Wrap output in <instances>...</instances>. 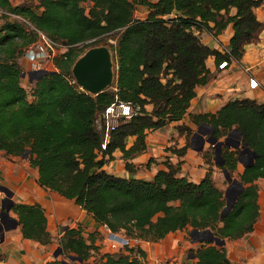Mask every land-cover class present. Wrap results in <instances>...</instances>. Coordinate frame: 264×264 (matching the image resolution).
Returning a JSON list of instances; mask_svg holds the SVG:
<instances>
[{
    "label": "trees",
    "instance_id": "obj_1",
    "mask_svg": "<svg viewBox=\"0 0 264 264\" xmlns=\"http://www.w3.org/2000/svg\"><path fill=\"white\" fill-rule=\"evenodd\" d=\"M86 1L93 2L88 11ZM263 4L264 0H40L34 7L0 0V150L12 156L27 154L38 169L41 186L75 200L99 226L130 240L159 242L188 228L209 229L224 240L249 235L260 216L256 181L264 178V104L245 98L230 101L217 113L190 114L195 125L207 124L218 138L241 131L240 147H222V170L236 172L240 156L253 161L239 174L242 190L224 215L228 197L213 178L215 148L203 152L208 171L200 182L182 175V161L168 160L154 178L139 179L131 160L147 150L149 131L186 117L197 87L211 79L206 65L210 56L217 62L240 60L247 45L259 41L264 23L255 8ZM138 6L148 10L143 20L135 17ZM8 14L23 16L52 40L69 46L52 59L55 69L31 92L23 86L18 60L38 36ZM230 24L234 35L229 53L202 41L203 31L218 37ZM111 35L117 37L111 46L117 79L94 95L75 82L72 68L88 49ZM114 102L140 106V112L128 121L121 119L107 136L102 114ZM177 129L186 132L187 143L168 149L184 157L193 145L194 130L185 124ZM131 138L135 139L129 145ZM116 151L123 154L128 177L104 169ZM12 211L25 239L42 245L53 242L41 204L15 203ZM83 231L79 226L64 232L61 254L91 258L98 232L86 239ZM124 248L125 253L104 254V264H145L143 249L135 254L128 245ZM193 253L198 264H231L226 248L214 241H203Z\"/></svg>",
    "mask_w": 264,
    "mask_h": 264
},
{
    "label": "crops",
    "instance_id": "obj_2",
    "mask_svg": "<svg viewBox=\"0 0 264 264\" xmlns=\"http://www.w3.org/2000/svg\"><path fill=\"white\" fill-rule=\"evenodd\" d=\"M232 13H235V9L232 10ZM255 13L259 20L264 23V4L255 8ZM233 35V26L230 24L222 34L216 37V39L207 31H203L200 36L205 44L223 52L224 47H229ZM22 61H25L24 55L18 60L20 65ZM221 63L222 62H217L214 55L206 60V65L211 71V79L206 85L197 87V95L192 100L188 113L183 120L173 122L163 129L148 132L147 150L131 160L136 166L135 177L150 180L154 178L160 170L166 169L164 164L168 159L166 158V148L175 145L176 140L178 142V148L185 146L187 143V135H180L179 132L174 130V127L185 124L191 127L194 133L199 129V126L191 121L190 114L217 113L230 101L242 100L245 98L255 99L258 103L264 104V30L261 32L258 42L247 45L246 52L240 61H232L225 68H220ZM244 66H252V74L247 73ZM251 78L258 80L259 84L257 87L251 86ZM147 109L150 111L152 106L148 105ZM201 130L207 133L210 132L208 126H202ZM173 135L175 139L172 138ZM207 136H209V134H207ZM234 137L236 136L232 138ZM134 139L135 138L130 139L129 145L133 143ZM207 144L210 145V143H206V145ZM205 147L203 151H205ZM0 151L5 154L4 151ZM203 151L195 150L192 145L184 157H177V155L173 154L168 156H170L169 159L172 160L173 163H177L178 161L183 162L182 175H187L190 180L194 182H200L208 171V166L203 157ZM122 155L121 151H116L114 153L115 159L106 163L104 169L109 173L128 177L129 172L125 168V160ZM118 161L122 163V168L117 172L114 171L115 169L112 168V166L113 164L117 166L118 164L116 162ZM7 163V159L5 158L0 161V207H2V202L6 197L3 188H8L14 194L13 200L15 203H38L42 205L46 211L48 229L53 238H62L66 230L78 228L79 226L83 227V235L86 239L94 232L107 229L105 226H99L91 215L75 203V200L67 199L59 193L39 185L37 183L39 179L38 169L34 168L35 180L34 184L30 185L27 182V179H29L28 173L26 174L25 172L23 176H19L24 173L20 171L17 177L14 175V172H11L9 169L5 171L6 167L4 166ZM214 168L215 166H213V169ZM244 168L245 166L240 162L239 174L243 172ZM219 171H221L220 167L216 166V169L213 171V178L217 186L224 189V181L219 183ZM256 182L260 188V216L257 220L255 230L252 233L240 239L226 240L224 247L227 250L231 264H264V206L261 202V192H264V178H260ZM2 183L6 185L4 186ZM34 191L35 194L41 192L39 199L32 200L31 195H34ZM11 212L14 214L13 211ZM6 231L7 232L3 235V241L0 242V264H46L49 262L42 248L44 245L34 240L25 239L22 236L19 225L15 229L13 227L12 230L10 228ZM181 232H183V230L170 233L165 239L159 242L135 240L133 244H129L128 246L135 249V254L138 248L143 249L147 253L145 264L163 260L168 261V258L177 254L179 240L173 239L179 238L180 236H178V233ZM1 237L0 234V240ZM119 251L124 253L127 252L124 246L122 249H119ZM177 259L178 261L176 264H198V259L194 254L189 255L188 258H184L181 255ZM173 263L171 262V264Z\"/></svg>",
    "mask_w": 264,
    "mask_h": 264
},
{
    "label": "rangeland",
    "instance_id": "obj_3",
    "mask_svg": "<svg viewBox=\"0 0 264 264\" xmlns=\"http://www.w3.org/2000/svg\"><path fill=\"white\" fill-rule=\"evenodd\" d=\"M11 3L13 5H15V6L25 3V4H28V5L37 7L40 4V0H11ZM85 5H86L87 11H88L89 8L93 5V2L86 1ZM147 15H148V10L146 8H144L143 6H138L137 7V9L135 11V17L137 19H142L143 20V19H145L147 17ZM10 17H12V18L18 20L19 22H21L27 29H29L31 31L33 30V32L35 31V33L37 32L35 27L31 24V22L29 20H27L26 18H24L23 16H22V18H19L17 15H14V16L10 15ZM37 36H38V40H40V35H39L38 32H37ZM116 39H117V37L115 35H111L105 41H103L101 43H98V44H96L93 47L107 46V47H109L111 49V46L117 43ZM85 47L86 46H82V45L80 46V48H82V49H85ZM64 51H65V49L56 48L55 51H50L51 55H50L49 58L41 57V58H38L35 61L31 60L26 55V53L24 54L25 61H22V64H21V67L23 68V71H24L22 83H23V85H25L24 87L29 92L32 91L35 83L39 80L38 78L40 76V73H42L45 70L48 72V71H52V70L55 69V67H54V65L52 63V59L56 55L62 54ZM224 51H225V49H223L222 53H225ZM35 66H36V68H35ZM247 67L248 66H244V69H246ZM174 130L179 132L180 135H185L186 134V132H180L177 129L176 126L174 127ZM172 138L175 139V136L173 135ZM225 138L226 137H222V138H219V139L220 140H224ZM236 140H237V137L232 138V141H236ZM177 143L178 142L176 140V144L175 145L168 146L166 148V150H165L167 152L166 158H168L167 159L168 161L173 162L172 160L169 159L170 156H168V155H172V153H171V151H169L168 148L169 147H177L178 148ZM207 148L211 149V148H214V147L211 144L210 145L207 144L206 147H205V150H207ZM231 148L234 149V147H231ZM163 156H165V155H163ZM27 157H28L27 154H25L24 156H12V155H7L6 153L4 154L3 152L0 151V161L5 158V159H7V162H8L4 166V167H6L5 171L9 169L11 172H14V175H16V176L18 175V173H20V171H22L24 173L22 175H19V176H23L25 174V172H26V174L28 173L29 179H27L28 180L27 182L30 185H32V184H34L35 173H34V168L31 166L30 161L28 160ZM116 163L118 165L116 166V164H113L112 168L115 169V170L113 169L114 171L118 172L122 168V163L119 162V161L116 162ZM15 164H17V165H15ZM214 166H215L214 169H216V166L218 167V165H216V163L214 164ZM0 167H1V164H0ZM219 172H220L219 183H222V181H224V190L227 192V195L229 197V195H230L229 188L232 186V184L227 181L222 169ZM239 172L240 171H239V164H238V168H237L236 172H234L232 174L233 178L240 179L239 178ZM37 183L39 184V181ZM2 185L5 186L6 184L2 183ZM40 194H41V192L40 193L38 192V193L35 194V191H34V195H31L32 200L39 199L40 198ZM261 202H262V204L264 206V192L263 191L261 192ZM10 213H11V217L13 216L12 218L17 219V217L12 212H10ZM7 226L12 227L11 230L13 229V227H14V229L17 227V226H14V222H13L12 219H8L6 217V218H4V222L0 221V234L2 232L3 233L7 232L5 230V228ZM193 230L194 229H192V228L185 229V230H183V232L178 233V236H180L179 238H174L173 239V240H179L178 241V246H177V254H174L173 256L168 258L169 259L168 261L163 260V261L154 262V263H151V264H171V262L172 263L174 262L173 264H176V262L178 261L177 258H179L181 255L184 258H188L189 255L194 254L193 252L200 246V244L203 242V240H201V238H202L201 236L193 234L194 233ZM109 232H110L109 230H107V229L105 230L104 229V231H100V232L97 233V235H96L97 240L95 242V246H96L97 249H95V248L91 249L92 256H91V258L89 260H86V261H84V260L83 261L74 260L71 257L72 255H63V254H61V252H62L61 249H60L61 248L60 247V241H61L60 239L61 238H59V237L53 238V242L51 244L44 245V246H42V248H43V251L46 253V259H48L49 261L60 260L62 262V264H63L64 261H67L69 264H104V262L106 260V258L103 257L104 254L115 253V252H118L119 249L123 248V246H121L120 244H114L112 241H110V239L108 237ZM122 232H124V231H122ZM118 234L120 236L126 237L124 235V233H118ZM170 238H172V237H170ZM134 241L135 240H131V244H133ZM57 252H60V253L56 256Z\"/></svg>",
    "mask_w": 264,
    "mask_h": 264
},
{
    "label": "water",
    "instance_id": "obj_4",
    "mask_svg": "<svg viewBox=\"0 0 264 264\" xmlns=\"http://www.w3.org/2000/svg\"><path fill=\"white\" fill-rule=\"evenodd\" d=\"M52 71H43L40 73V76L38 79H40L44 74L50 73ZM73 77L75 79V82L87 92L98 95L102 92H104L108 87H110L114 81L117 79V73L115 70V64L113 60V53L111 49L107 46H97L92 47L88 49L81 57L78 58V60L75 62L73 68H72ZM202 126H208L207 124H203L199 126V129L197 132L194 133V136L192 138V144L193 148L197 151H203L206 143H210L214 148L216 152L215 157V163L218 166L224 165V160L222 157V147L224 145H227L229 147H240L241 145V138L242 133L239 129H234L232 132L228 134V136L224 140H220L217 136L214 135V128L208 126L210 128V132H203L201 130ZM209 134V136H207ZM236 136L238 137L237 141H232V137ZM247 150L249 148L247 147ZM240 162L246 166L247 164L253 163L251 160L250 162L244 161L240 156ZM223 173L225 175V178L229 183L232 184V186L229 188L230 195L228 197L227 192L226 196L228 197V204L227 207L224 210V214H226L229 209L234 205L240 191L242 190L243 183L237 179L233 178L231 173L225 169L223 170ZM6 197L4 198L2 202V209L3 211L0 213V221L4 222V218L12 219L14 222V226H17L19 224V221L15 218H11L10 212L12 211V208L15 204L13 200V192L9 190L8 188H3ZM228 190V191H229ZM10 226H7L5 230H9ZM193 234L201 236V240L203 241H214L216 245L218 246H224L226 244V240L220 239L216 237L211 230H199L194 229ZM3 235L4 233H1V241H3ZM60 252H57L56 256ZM74 260H81L83 259L79 258L76 255L71 256ZM63 264H69L67 261H64Z\"/></svg>",
    "mask_w": 264,
    "mask_h": 264
},
{
    "label": "built area",
    "instance_id": "obj_5",
    "mask_svg": "<svg viewBox=\"0 0 264 264\" xmlns=\"http://www.w3.org/2000/svg\"><path fill=\"white\" fill-rule=\"evenodd\" d=\"M8 15H16V14H8ZM19 18H22V16L17 15ZM30 24V23H29ZM31 25V24H30ZM36 31L40 35V40H38L35 44H32L29 46L26 50V55L33 61L37 60L38 58L44 57L49 58L51 55L50 51H55L56 48H62L65 49V51L69 48V46L62 44L60 42H56L49 38L45 33L40 31L39 29L35 28ZM34 29V30H35ZM36 32V33H37ZM216 38L215 36H213ZM225 53H229V50L227 47H224ZM64 51V52H65ZM232 61H238L237 59L232 58L231 60H224L220 64V68H225L228 66V64ZM36 68V66H35ZM247 73L252 74V68L247 67L245 69ZM250 84L252 87H257L259 82L255 78H251ZM140 112V106L131 105L129 103L125 102H114L111 105H109L102 114V120L101 122L104 123L106 126L107 136L108 133L113 130L121 121V119L124 120H130L132 117L138 115ZM103 148H106V142L102 145ZM109 230V229H108ZM110 231V230H109ZM110 241H112L114 244H120L123 246L131 244V240L129 238H126L124 236H120L117 233L109 232L108 235Z\"/></svg>",
    "mask_w": 264,
    "mask_h": 264
}]
</instances>
